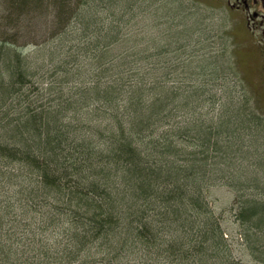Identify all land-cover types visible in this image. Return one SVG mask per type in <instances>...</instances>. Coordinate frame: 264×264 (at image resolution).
Returning <instances> with one entry per match:
<instances>
[{
	"label": "trees",
	"instance_id": "obj_1",
	"mask_svg": "<svg viewBox=\"0 0 264 264\" xmlns=\"http://www.w3.org/2000/svg\"><path fill=\"white\" fill-rule=\"evenodd\" d=\"M105 2L0 0V264H264L258 99Z\"/></svg>",
	"mask_w": 264,
	"mask_h": 264
},
{
	"label": "rangeland",
	"instance_id": "obj_2",
	"mask_svg": "<svg viewBox=\"0 0 264 264\" xmlns=\"http://www.w3.org/2000/svg\"><path fill=\"white\" fill-rule=\"evenodd\" d=\"M109 3L100 5L102 9H99L98 13L113 14L123 20H129L126 26L144 29L156 41L168 37L167 35L173 32L172 29L166 30L169 26L176 29L183 26L191 27L188 37L180 41L184 47L177 49L178 52L169 53L181 59L188 58L187 65L178 68L177 72L186 73L187 77L196 79L193 74L189 75L199 70L200 66H204L203 79L213 86L217 82L221 88L219 90L215 88L217 95L221 90L222 96L226 98L229 94L236 100L243 93H247L252 97V104L258 99L262 107L260 115L264 127V68L261 57L258 49L250 43L248 34L243 33L245 27L235 22L238 14L234 11L229 12L224 2L160 0L155 3L154 0H109ZM161 7L164 9L161 10ZM78 13L79 8L74 7V14ZM32 35L38 38L37 32L34 31ZM166 40L169 43L172 38ZM37 60L39 58L34 54L30 55L29 61L37 62ZM214 67L219 68L217 80L212 79L211 70ZM192 82L198 81L192 80ZM223 102L224 99H221V103ZM214 110L218 109L215 107ZM259 145L258 148L264 152V142ZM209 195L217 212L229 210L236 197L235 191L226 186L210 189ZM251 263L262 264L260 261H251Z\"/></svg>",
	"mask_w": 264,
	"mask_h": 264
},
{
	"label": "flooded vegetation",
	"instance_id": "obj_3",
	"mask_svg": "<svg viewBox=\"0 0 264 264\" xmlns=\"http://www.w3.org/2000/svg\"><path fill=\"white\" fill-rule=\"evenodd\" d=\"M224 2L229 12L237 13L235 20L243 33L248 34L250 43L259 51L264 68V0H212Z\"/></svg>",
	"mask_w": 264,
	"mask_h": 264
}]
</instances>
